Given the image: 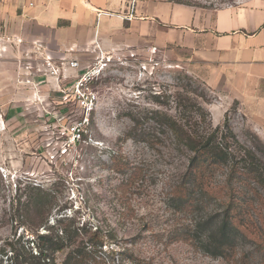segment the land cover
Listing matches in <instances>:
<instances>
[{"label": "rangeland", "instance_id": "1", "mask_svg": "<svg viewBox=\"0 0 264 264\" xmlns=\"http://www.w3.org/2000/svg\"><path fill=\"white\" fill-rule=\"evenodd\" d=\"M174 1L216 8L234 0ZM11 30L9 18L0 20V264H8L13 253L24 258L34 252L35 245L27 240L33 239L28 221L35 212L25 207L28 186L34 185L50 193L45 213L50 224L60 220L59 226H83L84 239L93 225L113 229L114 240L94 250L108 258L107 264H130L121 263L117 252L151 264H264L255 242L239 233L232 234L226 255L216 252L219 202L204 203L197 196L192 210H181L170 191L186 155L147 147L133 128V119L144 122L152 111L198 119L193 117L198 104L212 127L226 121L241 144L252 145L256 136L263 147L264 125L257 123L256 113L235 100L219 104L200 76L170 54L145 50L129 56L128 49L116 48L89 84L96 100L84 122L70 90L81 72L31 75L37 61ZM27 63L32 70L24 68ZM30 77L33 84L26 82ZM75 125L82 135L72 143L70 128ZM156 135L169 144V135ZM113 155L123 156L128 167L114 170ZM135 167L139 174L129 182ZM223 178L219 172L214 181ZM252 219L257 220L254 213ZM64 255L56 252V261Z\"/></svg>", "mask_w": 264, "mask_h": 264}, {"label": "crops", "instance_id": "2", "mask_svg": "<svg viewBox=\"0 0 264 264\" xmlns=\"http://www.w3.org/2000/svg\"><path fill=\"white\" fill-rule=\"evenodd\" d=\"M128 3L0 0V20L9 18L11 35L32 53L39 46L55 66L76 59L80 72L98 48L111 53L116 48L143 52L155 47L200 76L219 104L239 101L264 125V0H234L216 8L136 0L131 17Z\"/></svg>", "mask_w": 264, "mask_h": 264}, {"label": "trees", "instance_id": "3", "mask_svg": "<svg viewBox=\"0 0 264 264\" xmlns=\"http://www.w3.org/2000/svg\"><path fill=\"white\" fill-rule=\"evenodd\" d=\"M194 111L193 117L198 116V119H178L167 113L159 116L158 111H152V116L144 122L133 119L134 132H138L147 147H167L186 155L184 170L170 191L172 201L181 206V210H192L197 196L204 203L219 202L220 212L214 219L218 238L213 243L219 255L230 251L232 234L239 233L252 239L264 257V146H258L261 143L256 136L252 145L241 144L226 121L212 127L208 112L198 104ZM156 133L169 135V144ZM128 134L127 138H134ZM111 159L116 171L128 167L123 156L113 155ZM137 170L135 167L129 182L139 174ZM219 172L224 178L215 182L214 177ZM28 189L25 207L35 214L28 221L33 239L27 241L35 245L34 252L22 258L14 255L12 249L13 256L8 264H107L108 258L97 256L94 250L114 240L113 229L103 231L102 226L93 225L84 239L80 238L83 226L74 229L65 224L59 226L60 220L50 224L45 214L52 202L50 193L36 185ZM256 201L258 206L254 205ZM253 213L257 217L255 221ZM41 227L46 232H39ZM59 251H65V255L61 261H56L55 253ZM117 254H120L121 263L128 260L130 264H151L122 252Z\"/></svg>", "mask_w": 264, "mask_h": 264}, {"label": "built area", "instance_id": "4", "mask_svg": "<svg viewBox=\"0 0 264 264\" xmlns=\"http://www.w3.org/2000/svg\"><path fill=\"white\" fill-rule=\"evenodd\" d=\"M136 4V0H129L128 7L130 12L127 14V17H131V10L134 9ZM38 46L36 51L33 54H30V59L37 61L35 71H29L32 75L35 73L37 76L40 74L43 76H47L48 73L55 74L60 70H79L80 63L76 59L72 60H61L59 65L55 66L51 57L42 52ZM150 52H155V47L149 48ZM129 56H135V51L129 50ZM110 53H102L98 48V53L95 56V59L85 68L83 72L80 73L79 76L76 77L72 85L70 86V90L72 93L73 100L75 101V105L82 109V119L84 122L88 121V114L92 110L94 102L96 100L95 94L89 90V84L97 78L100 70L110 61ZM28 58V61H30ZM30 63V62H29ZM27 63L25 65V69H33L32 65ZM32 77L26 80L27 83L33 84ZM81 129L77 127V125L72 126L70 128L71 133V142L74 143L81 139L82 132ZM65 152V150H64Z\"/></svg>", "mask_w": 264, "mask_h": 264}]
</instances>
